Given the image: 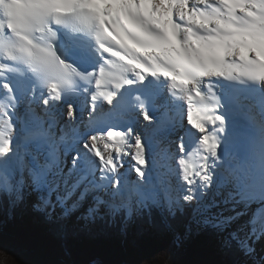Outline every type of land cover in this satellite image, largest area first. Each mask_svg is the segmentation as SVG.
Returning a JSON list of instances; mask_svg holds the SVG:
<instances>
[{"label":"snow or ice","instance_id":"snow-or-ice-1","mask_svg":"<svg viewBox=\"0 0 264 264\" xmlns=\"http://www.w3.org/2000/svg\"><path fill=\"white\" fill-rule=\"evenodd\" d=\"M12 39L20 55L7 49L0 66L20 78L0 82V194L35 195V208L62 216L89 196L91 216L188 212L242 264H264V0H5L0 47ZM240 93L261 105L243 164Z\"/></svg>","mask_w":264,"mask_h":264},{"label":"rangeland","instance_id":"rangeland-1","mask_svg":"<svg viewBox=\"0 0 264 264\" xmlns=\"http://www.w3.org/2000/svg\"><path fill=\"white\" fill-rule=\"evenodd\" d=\"M256 116H258L256 119L259 120V115ZM200 155L202 152H197L194 148L193 156L199 159ZM131 176L135 178V173L131 172ZM10 198L12 202H16L13 197L10 196ZM24 202L30 210L37 209L34 207L35 195L26 194ZM92 202V198L89 196L75 211L64 216L68 218L67 225L70 227L77 226L84 230L89 229V224L94 220V216L89 215ZM137 211L139 210H135L133 213H137ZM61 212L62 210L57 208L55 212L48 214L58 217L62 216ZM37 213L40 219L45 220L46 216L42 211ZM96 214L97 219L105 215L116 216V214L113 215L103 208ZM5 225H7L6 221L0 222V248L7 247L15 254V264H114L115 260L119 259L124 261L130 259L129 263L124 264H138V258L153 256L163 248L170 253L172 264H205L206 259L203 260L202 256L204 241L209 229V227H204L191 219L188 233L183 234L184 236L174 233V236L167 241L166 248L165 245H159L163 243L159 240L156 241L159 244L139 240L135 243L128 241V247L125 248L122 243L120 245L116 241L102 243L97 238L95 239L96 242H92L94 240L93 235L89 234L82 235L86 240L85 244L82 243L83 240H67V236H63L62 239L57 237L56 241L50 242L46 234L49 229L47 226L42 228V231H33L31 228H25L20 222L13 224L9 221L7 227ZM237 226L238 224L233 225V228ZM224 235V233H219L223 239ZM257 247L263 249L260 243H257ZM0 264H5V257L2 252H0ZM7 264H14V262L8 258ZM209 264L215 263L209 261Z\"/></svg>","mask_w":264,"mask_h":264},{"label":"trees","instance_id":"trees-1","mask_svg":"<svg viewBox=\"0 0 264 264\" xmlns=\"http://www.w3.org/2000/svg\"><path fill=\"white\" fill-rule=\"evenodd\" d=\"M38 211L42 210L27 208L24 200L12 202L10 196L0 194V222L6 221L7 225L9 221L13 224L20 222L25 228H31L33 231H42V228L47 226L49 229L46 234L50 242L56 241L57 237L62 239L63 236H67V240H83L82 243L85 244L86 240L82 235L89 234L93 235L94 240L92 242H96L95 239L97 238L102 243L116 241L120 245L122 243L125 248L128 247V241L135 243L138 240L152 242V244H159L156 243L159 240L163 242L159 245H165L166 248L167 241L174 236V233L182 236L188 233L192 219L188 212L169 217L163 209H152L151 213L146 210H139L130 217L123 212L116 216L105 215L98 219L96 217L89 224V229L84 230L77 226H68L67 217L49 216L45 211L42 212L46 218L42 220L38 216ZM207 233L204 241V257L202 256L203 260L206 259L205 264H209V261L215 264H242L244 258L236 250L234 243L231 248H227L224 246L223 237L219 236L220 232L209 228ZM128 250L131 249L128 248ZM163 250L165 251L164 248ZM146 258H138V264H144ZM129 260H115L114 264L129 263Z\"/></svg>","mask_w":264,"mask_h":264},{"label":"bare ground","instance_id":"bare-ground-1","mask_svg":"<svg viewBox=\"0 0 264 264\" xmlns=\"http://www.w3.org/2000/svg\"><path fill=\"white\" fill-rule=\"evenodd\" d=\"M5 0H0V4L4 3ZM52 35L48 32L35 31L32 33V38L38 40L43 45H49L54 41H49V37ZM22 41L19 39L6 40L3 47H0V56L6 54V50L11 48L15 55H19L18 48L21 46ZM0 63L7 64V61H0ZM6 66H0V72L4 71ZM18 74L10 77L7 81L12 82L19 79ZM4 81V80H3ZM0 81V82H3ZM246 94L240 93L234 99L233 107V120L235 125L236 133V143H235V161L237 163L243 164L250 156V150L252 143L258 141L260 136V120L256 119L261 113V105L257 99L251 97L245 98ZM193 160L198 162L193 156ZM201 162V161H199ZM134 161L131 160V156L124 157V169L131 170V166ZM134 178V177H133ZM249 217H242L240 221L237 222L239 225L244 221L248 220ZM257 243H260L264 249V237L261 238Z\"/></svg>","mask_w":264,"mask_h":264}]
</instances>
